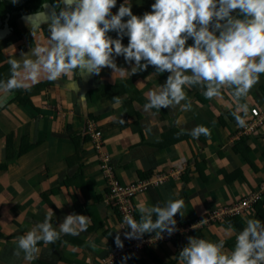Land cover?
Masks as SVG:
<instances>
[{
  "label": "crops",
  "instance_id": "0c3cea01",
  "mask_svg": "<svg viewBox=\"0 0 264 264\" xmlns=\"http://www.w3.org/2000/svg\"><path fill=\"white\" fill-rule=\"evenodd\" d=\"M33 1L40 10L35 8L20 15L16 24H11L9 18L10 29L0 36L8 66L0 82L5 83L12 75L10 59L20 63L17 71L23 77V61L35 60L33 50L47 44L48 24L42 23L33 31L28 18L33 12H50L55 1ZM26 2L16 0L20 5L17 12L27 8L23 7ZM154 2L129 0L132 13L138 17L150 12ZM46 3L47 9L43 7ZM4 27L5 21L0 18V30ZM125 41L128 43L127 36ZM192 44L189 38L186 46ZM114 60L129 72L134 66V62L125 63L123 57ZM168 74L156 73L149 66L147 71L124 77L107 67L98 76L82 75L77 69L55 82L41 75L39 82H43L32 91L31 103L23 105L16 98L17 92L4 93L0 85V166L5 162L9 136L14 152L21 151L6 169H0V264H103L102 259H108L117 249V234L123 242L129 241L120 227L122 219L116 205L108 201L109 187L100 171L88 121L102 132L103 150L110 155L121 182L168 175L163 183L134 197L137 221L142 204L163 206L168 199L184 200V207L174 217L177 231L171 236L161 233V238L155 232L143 234L152 236L153 241L144 248L122 253L114 264H121L124 256L129 258L123 264H180L179 252L190 236L213 242L223 240L227 251L234 247L235 234L246 226L247 219L257 218L264 223V198L259 207L244 214L203 221L259 188L264 180V125L252 134H242L232 115L236 105L228 88L221 89V97L207 100L201 88L185 87L191 110L182 111L176 106L145 113L146 93L157 90ZM73 80L78 91L70 85ZM25 82L30 86L38 83ZM113 97H120L122 104ZM240 102L248 105L246 121L252 122L264 114V74ZM120 119L125 123H119ZM197 125L209 128L211 135L194 139L189 133ZM146 128H150L147 134ZM243 136L248 139L242 141ZM50 209L51 223L57 231L71 213L90 217L87 231L78 236L62 234L53 244L39 242L40 252L35 260H25L23 252L16 256V238L42 223ZM152 218L156 219L154 214Z\"/></svg>",
  "mask_w": 264,
  "mask_h": 264
},
{
  "label": "clouds",
  "instance_id": "9594fccd",
  "mask_svg": "<svg viewBox=\"0 0 264 264\" xmlns=\"http://www.w3.org/2000/svg\"><path fill=\"white\" fill-rule=\"evenodd\" d=\"M62 3L64 7L58 13L55 9L59 3H54L50 12L38 11L28 18L33 31L47 23L50 35L46 46L33 50L35 60L23 61V77L17 71L20 63L9 60L12 75L6 83L0 82L4 93L18 88L27 90L30 85L25 81L35 84L41 75L55 82L77 69L82 75L98 76L107 67L113 74L124 77L152 66L156 73L169 74L157 90L146 93L145 113L176 106L182 111L191 110L185 87L201 88L207 100L221 97V89L228 88L236 105L232 115L237 126L246 127L249 109L240 101L264 74V0H155L151 11L142 17L132 13L129 0H124L116 14L111 13L116 0H62ZM43 7L47 9L49 5ZM37 17L41 19L34 24L32 20ZM125 17H128L126 21ZM112 31L117 33L116 39L107 35ZM124 36L128 37L127 46L121 42ZM189 38L193 44L186 46ZM114 54L122 55L125 63L134 62L130 72L117 66ZM70 85L76 86L74 80ZM75 90L78 91L77 86ZM113 99L117 104L123 102L120 97ZM119 123L125 121L120 119ZM148 132L150 128L145 129ZM189 134L198 140L201 135L210 136L211 130L197 125ZM183 207L182 198L168 199L163 206L140 205L138 221L124 217L131 230L124 233L125 239H141L143 234L152 232L157 238L165 232L171 236L177 231L174 217ZM52 215L50 209L42 223L16 238V256L23 252L25 260H35L40 252L39 242L53 244L62 234L78 236L90 224V217L71 213L64 217L57 231L51 223ZM245 223L235 234L234 247L227 251L223 240L188 237L187 245L178 255L180 264H264V223L257 218L247 219ZM114 243L119 249L124 247L119 234ZM128 258L122 257L121 264Z\"/></svg>",
  "mask_w": 264,
  "mask_h": 264
},
{
  "label": "built area",
  "instance_id": "2783aa9c",
  "mask_svg": "<svg viewBox=\"0 0 264 264\" xmlns=\"http://www.w3.org/2000/svg\"><path fill=\"white\" fill-rule=\"evenodd\" d=\"M264 125V114L258 115L252 122L243 129L242 134H252L258 127ZM88 133L92 137L95 152L99 161L100 171L102 172L103 178L107 181L109 192L108 201L114 203L121 215L122 221L120 222V227L122 231L129 232L130 228L124 223L125 216H131L137 220L135 209L133 207V199L139 193L147 191L151 186H157L163 183L167 174L161 173L155 177L140 180L138 182L123 183L117 177L112 165L110 155L103 150L102 142V132L94 125L93 121H88L87 124ZM264 193V186L256 190L255 192H250L243 199L234 202L231 206L227 207L223 211L213 212L210 216L206 217L203 221L217 220L221 219L225 215H239L244 214L254 208L255 203H257ZM152 236L143 235L141 239H129L127 246L124 245L122 249L117 248L112 252L108 259H102L103 264H114L116 260L119 259L122 253L127 251L138 250L144 248L146 244L153 241Z\"/></svg>",
  "mask_w": 264,
  "mask_h": 264
},
{
  "label": "trees",
  "instance_id": "16d2710c",
  "mask_svg": "<svg viewBox=\"0 0 264 264\" xmlns=\"http://www.w3.org/2000/svg\"><path fill=\"white\" fill-rule=\"evenodd\" d=\"M33 1V0H32ZM34 2V1H33ZM123 3V1L122 0H116V6L114 7V11H113V13L112 14H116V12L118 11V8H119V6L121 5ZM36 5V4H35ZM20 5L19 4H17V3H13V2H11V1H9V0H0V18L3 20V21H5V19L9 16V18H11L10 19V23L12 24H16V21H15V19L16 18H18L20 15H26L27 13H29V12H31V11H33L35 8H33V7H31V8H29L30 7V3L29 2H26V4H24L23 5V7H27V8H22V11H18L17 12V7H19ZM37 8V10H40V6L38 7V6H36ZM29 8V9H28ZM31 9V10H30ZM107 35H109L111 38H113V39H116L117 38V33L115 32V31H112V32H109ZM125 38H126V36H124L123 37V39H122V43L125 45V46H127V43H126V41H125ZM3 43H1L0 42V80H1V77H2V75H5V70L8 68V66L6 65V62H7V60H6V56H5V54H4V52H3ZM114 57H123L122 55L121 56H115V54H114ZM124 58V57H123ZM5 81V83L7 82V80H4ZM1 82H3V81H1ZM0 85H3V84H0ZM32 94V93H31ZM30 97H31V95L29 94V96H26L24 93H23V91L22 90H20V91H17V96H16V98H19L21 101H23V103L22 102H19L20 104H24V102L26 103V104H29V103H31V99H30ZM251 122V121H250ZM249 121H246V125L248 124V123H250ZM243 129L241 128V131H242ZM248 139V136H243V137H241V140L242 141H245V140H247ZM7 141H8V144L6 145V149H5V162L3 163V164H1V166H0V169L1 170H3V169H6V167L8 166V162H10L11 160H13V159H15L16 157H18V156H20V154H21V151H17V152H14V150L12 149V143H13V141H12V136H9L8 138H7ZM259 189V188H258ZM257 189V190H258ZM52 193H53V191H51ZM46 196H47V194H44L43 195V197H45L46 198ZM263 198H264V193L262 194V198L257 202V203H255V205H254V207H259V203L263 200ZM129 243V241H124L123 242V244L125 245V244H128Z\"/></svg>",
  "mask_w": 264,
  "mask_h": 264
},
{
  "label": "rangeland",
  "instance_id": "374dc122",
  "mask_svg": "<svg viewBox=\"0 0 264 264\" xmlns=\"http://www.w3.org/2000/svg\"><path fill=\"white\" fill-rule=\"evenodd\" d=\"M28 2L30 3V6L31 7H33V8H37L36 7V5H35V3L32 1V0H28ZM111 13H112V9H111ZM19 29L20 30H22V28H20L19 27ZM18 32H20V31H18ZM33 36H35V34L33 33ZM27 44H30V42H27ZM44 46H46V44H44ZM43 81H41V82H38L37 84H35V85H32V86H30L27 90L26 89H24V88H18V89H14V90H12L13 92H17V91H20V90H22L23 91V93L26 95V96H29V94L30 95H32L31 93H32V91L35 89V87H37L39 84H41ZM248 125V124H247ZM246 125V126H247ZM245 127H243L242 129H244ZM243 131V130H242ZM244 135H247V134H244ZM247 144H248V142H247ZM251 145V144H250ZM248 146H249V144H248ZM250 147V146H249ZM248 151H250V149H247ZM264 186V180L260 183V185H259V188H261V187H263ZM256 190H253L252 192H255ZM243 199V198H242ZM231 206V205H230ZM227 208V207H226ZM226 208H222V209H220V210H218V211H223L224 209H226Z\"/></svg>",
  "mask_w": 264,
  "mask_h": 264
},
{
  "label": "water",
  "instance_id": "95a60500",
  "mask_svg": "<svg viewBox=\"0 0 264 264\" xmlns=\"http://www.w3.org/2000/svg\"><path fill=\"white\" fill-rule=\"evenodd\" d=\"M51 2H54L53 0H50ZM57 3H59V7H57L56 9H55V11L58 13L59 11H60V9L61 8H63L64 7V5H63V3H62V0H55ZM51 4H53V3H51ZM51 8H52V6H51ZM36 12H33L31 15L33 16L34 14H35ZM8 19H9V17H7L6 19H5V27L3 28V29H1L0 30V36L1 35H3V34H6L8 31H9V23H8Z\"/></svg>",
  "mask_w": 264,
  "mask_h": 264
},
{
  "label": "flooded vegetation",
  "instance_id": "af4514ba",
  "mask_svg": "<svg viewBox=\"0 0 264 264\" xmlns=\"http://www.w3.org/2000/svg\"><path fill=\"white\" fill-rule=\"evenodd\" d=\"M55 1V0H54ZM50 3H51V1H50ZM55 3H57L56 1H55ZM53 5V4H52Z\"/></svg>",
  "mask_w": 264,
  "mask_h": 264
}]
</instances>
